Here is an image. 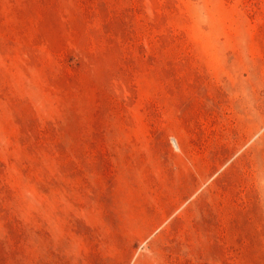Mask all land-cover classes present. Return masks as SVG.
Here are the masks:
<instances>
[{
	"label": "rangeland",
	"instance_id": "rangeland-1",
	"mask_svg": "<svg viewBox=\"0 0 264 264\" xmlns=\"http://www.w3.org/2000/svg\"><path fill=\"white\" fill-rule=\"evenodd\" d=\"M0 264H264V0H0Z\"/></svg>",
	"mask_w": 264,
	"mask_h": 264
},
{
	"label": "built area",
	"instance_id": "built-area-1",
	"mask_svg": "<svg viewBox=\"0 0 264 264\" xmlns=\"http://www.w3.org/2000/svg\"><path fill=\"white\" fill-rule=\"evenodd\" d=\"M174 146L176 147V144L174 143Z\"/></svg>",
	"mask_w": 264,
	"mask_h": 264
},
{
	"label": "bare ground",
	"instance_id": "bare-ground-1",
	"mask_svg": "<svg viewBox=\"0 0 264 264\" xmlns=\"http://www.w3.org/2000/svg\"><path fill=\"white\" fill-rule=\"evenodd\" d=\"M176 144V143H175Z\"/></svg>",
	"mask_w": 264,
	"mask_h": 264
}]
</instances>
